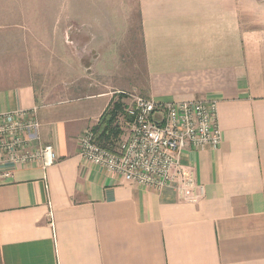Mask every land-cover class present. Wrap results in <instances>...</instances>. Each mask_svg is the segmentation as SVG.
Listing matches in <instances>:
<instances>
[{"label": "crops", "instance_id": "crops-1", "mask_svg": "<svg viewBox=\"0 0 264 264\" xmlns=\"http://www.w3.org/2000/svg\"><path fill=\"white\" fill-rule=\"evenodd\" d=\"M137 5L146 95L218 101L220 146L181 157L197 176L194 196L140 186L80 156L79 136L90 128L101 142L96 127L115 101L123 110L113 148L130 133L129 100L99 77L109 66L124 72L125 56L105 54L111 41L93 23L79 46L88 61L54 54L25 82L0 87V113L38 107L33 143L52 144L57 157L47 169H0V264H264V0L251 13L248 0Z\"/></svg>", "mask_w": 264, "mask_h": 264}, {"label": "built area", "instance_id": "built-area-1", "mask_svg": "<svg viewBox=\"0 0 264 264\" xmlns=\"http://www.w3.org/2000/svg\"><path fill=\"white\" fill-rule=\"evenodd\" d=\"M125 106L128 137L118 149L97 140L93 129L78 138L79 154L88 163L120 174L126 180L155 190L175 188L182 198H192L196 174L181 161L187 148L216 149L222 141L218 101L194 99L161 101L136 92L120 91ZM41 126L38 107L0 113V169L9 176L14 167L53 166L56 152L50 143L34 145ZM53 221L52 213H50Z\"/></svg>", "mask_w": 264, "mask_h": 264}, {"label": "rangeland", "instance_id": "rangeland-1", "mask_svg": "<svg viewBox=\"0 0 264 264\" xmlns=\"http://www.w3.org/2000/svg\"><path fill=\"white\" fill-rule=\"evenodd\" d=\"M255 3L257 0H248L247 13L256 9ZM138 21L137 0H0V87L25 82L21 75H26L38 61L49 66L54 54L75 52L81 61H88V54L79 46L91 36V31L95 34V23L101 28L97 35L103 36L102 42L110 40L114 47H104L105 54L122 52L126 61V71L116 75L108 71L112 68L109 66L99 77L103 75L102 80L120 85L123 91L146 95ZM107 34L111 39L106 38Z\"/></svg>", "mask_w": 264, "mask_h": 264}, {"label": "trees", "instance_id": "trees-1", "mask_svg": "<svg viewBox=\"0 0 264 264\" xmlns=\"http://www.w3.org/2000/svg\"><path fill=\"white\" fill-rule=\"evenodd\" d=\"M123 110L122 102L115 101L101 116L98 126L96 127L99 133L100 143L113 148L117 143V137L121 133V129L116 124V119L120 111ZM116 139V140H114Z\"/></svg>", "mask_w": 264, "mask_h": 264}]
</instances>
